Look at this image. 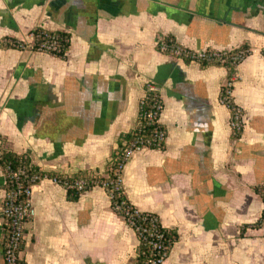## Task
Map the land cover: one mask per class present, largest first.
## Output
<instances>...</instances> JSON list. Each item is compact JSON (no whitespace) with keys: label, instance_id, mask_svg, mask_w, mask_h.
<instances>
[{"label":"crops","instance_id":"obj_1","mask_svg":"<svg viewBox=\"0 0 264 264\" xmlns=\"http://www.w3.org/2000/svg\"><path fill=\"white\" fill-rule=\"evenodd\" d=\"M36 25L70 33L64 57L2 46ZM161 34L201 52L245 44L230 94L224 65L157 49ZM264 0H0V134L43 171L104 170L137 119L145 82L163 108L164 148H139L121 170L126 198L176 232L160 264H264ZM0 167V204L4 195ZM25 264H133L134 228L103 185L71 200L49 177L31 186ZM1 221V215H0ZM0 264H6L0 232Z\"/></svg>","mask_w":264,"mask_h":264},{"label":"trees","instance_id":"obj_2","mask_svg":"<svg viewBox=\"0 0 264 264\" xmlns=\"http://www.w3.org/2000/svg\"><path fill=\"white\" fill-rule=\"evenodd\" d=\"M30 32L42 37L43 34H48L49 36H56L58 48L52 49L49 52L55 54L59 57H64L65 52L69 45L70 33L65 30H52L42 27L41 25H36ZM165 40L170 45H177L182 49L183 59L187 61H197L202 66L210 64L224 65L227 68V78L226 82L231 80L232 76L235 74L236 64L235 61L231 62L229 58L236 54L241 49H247L245 44H240L238 46L228 48V49H215L206 48L203 54H198L195 50L186 47L174 39L173 36L168 34H163ZM25 40H17L15 38L5 37L1 40L2 46H14L20 47V43H24ZM149 83L153 87H149ZM143 95L139 99L138 113L135 124L128 128L127 130L119 132L117 135V145L110 152L107 161L105 162V167L103 171L93 168H77L71 171H57L49 170L43 171L37 166L33 165L30 158L24 152H18L13 150L8 146L6 137L0 134V167L4 173V181L2 184L4 192L9 190L13 185L12 173L19 168L23 169L25 174H47L58 178L59 180H66L68 182H74L76 180H82L83 184L80 188L66 186L67 196L71 200L77 199L79 194L84 190L91 188L93 185L99 184L103 185L111 198V205L114 211L122 216L126 221L128 216L134 218V224L131 226L134 228L138 236V244L136 247V254L134 257L133 264H145L148 257L157 256L158 251L149 242L150 239L155 238L154 234L150 230L156 228L161 232V238H170L172 241L176 238V232L168 227H165L160 222L159 216L152 211L139 210L133 206L129 200L126 198L122 180H121V170H122V158L125 148L129 146L132 142H135L140 148H164L166 128L160 122L159 115L163 108V101L157 86L152 82H145L143 85ZM219 97L231 111V118H234L238 105L234 102L231 94L228 92V85L225 83L221 86ZM153 113L150 117L149 113ZM164 132V137L158 139V132ZM232 137H237L240 135L239 129H232ZM255 190L261 194L264 199V191H262L260 185L255 186ZM18 199H24V196L19 195ZM4 197L1 199V204L4 203ZM115 204H119L121 209H115ZM124 209H129L128 215L125 214ZM264 220V208L257 220L250 225L260 226ZM11 230V220L7 216L1 217L0 221V232L3 242V254L6 256L8 238ZM142 231V235L141 232ZM24 235V228H23ZM171 241V242H172ZM171 242L169 243L168 249H170ZM23 246V238L19 242L18 255L15 258L14 264H25L22 257L20 256V251Z\"/></svg>","mask_w":264,"mask_h":264},{"label":"built area","instance_id":"obj_3","mask_svg":"<svg viewBox=\"0 0 264 264\" xmlns=\"http://www.w3.org/2000/svg\"><path fill=\"white\" fill-rule=\"evenodd\" d=\"M56 36H49L48 34H43L42 37L30 32V40H25L24 43H20L19 48H30L35 50H44L49 52L52 49L58 48ZM156 47L158 50L167 52L173 56L181 57L182 49L179 46L170 45L163 37V34L159 35L157 38ZM204 51V50H203ZM203 51L198 52V54H203ZM250 52L249 48L241 49L236 54L232 55L229 60L231 62L235 61L236 64L239 63L243 58ZM261 52L264 55V46L261 48ZM182 58V57H181ZM235 79V74L232 76L231 80L227 81L226 84L228 85V92H230V86ZM149 87H153L151 83L148 84ZM241 109L238 107L236 110V114L234 118H231L232 129H240L241 127ZM149 116L152 117L153 113H149ZM164 137V132H158V139H162ZM140 147L132 142L129 146L125 148L123 158H122V167L124 163L131 157L133 152ZM13 177V185L9 190L4 192V203L0 205V215L1 217L7 216L11 220V230L10 235L8 238L7 250L5 262L6 264H14L15 258L18 255V247L19 242L23 238V228L25 226V222L27 218H29L33 213V208L30 203V192L31 186L43 179L49 177L51 180L62 184L65 188L66 186L69 187H78L80 188L83 184L82 180H76L74 182H68L66 180H59L56 177L49 176L45 173L43 174H25L23 169L19 168L18 170L12 173ZM262 191H264V178L259 184ZM19 195L24 196V199H18ZM115 209H121L119 204H115ZM122 210V209H121ZM125 214L128 215L129 209H124ZM127 222L132 225L134 224V218L128 216ZM152 234H154L155 238L150 239L151 245L158 251L157 256H150L148 257L145 264H160L167 256L169 252V243L172 241L170 238H161V232H159L156 228L150 230ZM141 232L142 235V231ZM140 237V233L138 235Z\"/></svg>","mask_w":264,"mask_h":264}]
</instances>
